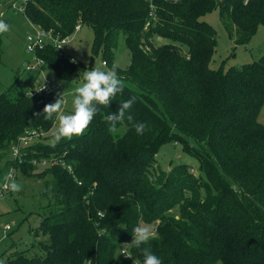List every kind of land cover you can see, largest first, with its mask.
<instances>
[{"label":"trees","instance_id":"1","mask_svg":"<svg viewBox=\"0 0 264 264\" xmlns=\"http://www.w3.org/2000/svg\"><path fill=\"white\" fill-rule=\"evenodd\" d=\"M15 2L0 5L7 10ZM23 7L31 25L59 39L77 25L92 29L87 67L51 43L36 51L42 69L50 67L61 81L94 68L96 56L106 70L115 66L119 36L130 62L115 66L124 91L100 109L83 136L55 147L38 138L22 147L23 172L34 174L33 162H44L36 175L52 177L44 182L49 204L32 232L43 239L33 235L29 247L4 264H143L145 247L162 264H264V126L257 121L264 55L238 68L212 69L216 33L201 20L217 9L234 45H243L264 26V0L165 3L151 27L144 24L145 0H27ZM132 97L133 121L110 132L104 117ZM57 98L0 93V162L24 132H49L56 121L40 114ZM135 122L148 126L143 135ZM167 143L179 144L196 170L184 163L157 168L156 153ZM137 225L154 229L140 249L131 244Z\"/></svg>","mask_w":264,"mask_h":264},{"label":"rangeland","instance_id":"2","mask_svg":"<svg viewBox=\"0 0 264 264\" xmlns=\"http://www.w3.org/2000/svg\"><path fill=\"white\" fill-rule=\"evenodd\" d=\"M16 4L20 5L22 0H16ZM5 6L0 5V13L10 25V31L1 35L0 39V93L7 92L10 96L18 93H28L32 86L33 80L38 77L36 71L25 70L24 64L31 62L32 55L26 51L25 37L27 33H32L33 27L29 25L26 17L22 12L11 7L4 10ZM205 23L212 26L216 33L217 44L214 56L210 62L212 69L238 68L244 64L252 63L264 55V26L259 25L252 39L243 45H234V39L226 32L220 22L219 12L217 9L208 12L201 18ZM93 32L89 26L82 25L77 32H73L67 37L63 47V53L73 58L78 63H82L86 67L91 59ZM117 48L113 52V64L120 69H125L130 62L128 50L122 36L118 38ZM162 40H156L160 43ZM98 54V53H97ZM101 65V57H94V68ZM100 68L105 69L100 66ZM77 74L81 76L75 80L61 81L50 67H44L40 77H45L52 81V84L61 86L62 97L67 101L65 105V114L72 110L71 100L73 89L80 86L83 81V71L77 70ZM74 78V77H73ZM257 121L264 126V105L261 107L257 115ZM56 121V120H55ZM58 121L54 123L49 132H45L38 141L51 143L53 135L57 129ZM155 164L157 168L169 171L171 167L177 164H187L191 167V171L196 170L197 165L194 159L186 156L179 144L174 143L163 144L155 156ZM22 160L12 161L11 156L6 157L0 162V191L5 183V177L9 172V165L12 164L15 169L14 179L21 185V191L16 193L12 191L0 195V264H4L6 258L12 253L22 252L29 247L32 241L33 233L41 221V212L48 206V201L44 198L47 195V188L44 182L52 181L50 175H36L43 171L46 165L36 164L34 174L24 173L19 165ZM20 167V168H19ZM36 175V176H35ZM45 194V195H44ZM9 229H5L6 226ZM144 226V225H141ZM151 234L154 229L152 225H147ZM36 236V235H34ZM43 237L39 234L36 240ZM34 240V239H33Z\"/></svg>","mask_w":264,"mask_h":264},{"label":"clouds","instance_id":"3","mask_svg":"<svg viewBox=\"0 0 264 264\" xmlns=\"http://www.w3.org/2000/svg\"><path fill=\"white\" fill-rule=\"evenodd\" d=\"M2 16L3 13H0V17ZM8 31H10V25L0 18V34H5ZM83 81L80 86L73 89L70 113L65 114L64 109L67 101L60 94L54 103L46 104L42 114H40L47 121L54 119L58 121L57 129L51 141L52 147H55L62 139L71 140L73 137L83 136L100 109L107 108L117 94L122 93L125 88L124 83L117 75L115 66L107 70L98 67L85 70L83 71ZM135 100L136 97H132L127 101L120 102L115 113L109 112L104 117L108 122L110 132L116 133L118 131L117 125L125 120L133 121V116L129 110ZM133 127L138 135H143L148 128L144 122H135ZM5 180L8 181L7 187L10 191L18 193L22 190L21 185L11 176H6ZM132 236L131 244L138 249L152 238L150 228L140 225L134 227ZM142 253L143 264H162L161 259L150 248H143Z\"/></svg>","mask_w":264,"mask_h":264},{"label":"built area","instance_id":"4","mask_svg":"<svg viewBox=\"0 0 264 264\" xmlns=\"http://www.w3.org/2000/svg\"><path fill=\"white\" fill-rule=\"evenodd\" d=\"M179 0H145V3L148 8L147 12V17L145 21V26L146 27H151L154 24L155 21L158 19V13L163 10V6L165 3H176ZM251 0H243L244 4H247ZM27 2V0H22V3L20 5L13 3L12 7L17 10L18 12L24 13V4ZM30 24V23H29ZM33 27L32 33H27L25 37V43H26V51L32 55V61L25 63L24 67L25 70L27 71H36L38 75L37 78L33 80V89L28 92L29 96L33 97L36 94L40 95H45V96H50L51 94H57V96H60L58 92H60L61 86L52 84L51 80H48L45 77H40V74L43 72L42 67L44 66V61L42 58H39L36 55V51L44 49L46 46H48L49 43L53 44V46L58 50V53L60 55H63V47L64 44L66 43L67 37H64L63 39H59L57 37H53L50 32L46 33L40 28L34 26L33 24L31 25ZM81 28L80 25H77L75 28V32L79 31ZM69 60L73 63H76V61L68 57ZM101 67L105 68L106 63L103 61L101 62ZM100 66L98 68H100ZM97 68V67H96ZM42 88V89H41ZM41 89V90H40ZM40 90V91H39ZM44 132H37L35 131H26L22 135L19 136L18 141L10 146V154H11V159L12 161H19L21 160V149L22 147L29 146L35 141L43 136ZM33 164L36 165V162H33ZM41 165H45V163H41ZM9 172L7 173V176H11L14 178L15 175V169L14 166L9 165ZM8 181L5 180V183L1 187L0 195H4L6 192H8L10 189L7 187ZM9 229V226L7 225L4 230ZM128 243L123 247L121 253L123 255H127V250H128ZM133 264H139V262L133 260Z\"/></svg>","mask_w":264,"mask_h":264},{"label":"crops","instance_id":"5","mask_svg":"<svg viewBox=\"0 0 264 264\" xmlns=\"http://www.w3.org/2000/svg\"><path fill=\"white\" fill-rule=\"evenodd\" d=\"M30 25V24H29Z\"/></svg>","mask_w":264,"mask_h":264}]
</instances>
